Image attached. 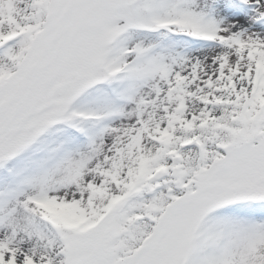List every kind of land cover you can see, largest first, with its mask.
<instances>
[{
    "label": "snow or ice",
    "instance_id": "6c2138e0",
    "mask_svg": "<svg viewBox=\"0 0 264 264\" xmlns=\"http://www.w3.org/2000/svg\"><path fill=\"white\" fill-rule=\"evenodd\" d=\"M0 264H264V0H0Z\"/></svg>",
    "mask_w": 264,
    "mask_h": 264
}]
</instances>
